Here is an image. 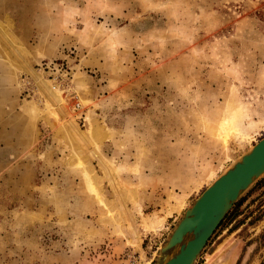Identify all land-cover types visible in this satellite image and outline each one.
<instances>
[{
  "label": "rangeland",
  "instance_id": "rangeland-1",
  "mask_svg": "<svg viewBox=\"0 0 264 264\" xmlns=\"http://www.w3.org/2000/svg\"><path fill=\"white\" fill-rule=\"evenodd\" d=\"M51 93L71 109L113 218ZM228 107L253 125L243 149L218 137ZM88 117L107 131L98 151ZM263 137L264 0H0V264H149ZM195 264H264V176Z\"/></svg>",
  "mask_w": 264,
  "mask_h": 264
},
{
  "label": "water",
  "instance_id": "water-1",
  "mask_svg": "<svg viewBox=\"0 0 264 264\" xmlns=\"http://www.w3.org/2000/svg\"><path fill=\"white\" fill-rule=\"evenodd\" d=\"M262 176L264 137L234 159L184 211L149 264H195L240 196Z\"/></svg>",
  "mask_w": 264,
  "mask_h": 264
},
{
  "label": "bare ground",
  "instance_id": "bare-ground-1",
  "mask_svg": "<svg viewBox=\"0 0 264 264\" xmlns=\"http://www.w3.org/2000/svg\"><path fill=\"white\" fill-rule=\"evenodd\" d=\"M45 87L49 92H51L52 88L46 83H45ZM59 93L61 94V92ZM51 97L53 99V102L55 101L56 103L55 106L56 111L54 112L55 118L58 122L63 123L62 128L66 135L65 140H67L72 145V151H74L73 154L75 156V159H77L78 161L76 163H78V165L80 164L83 166L82 173L86 178V181L88 183L89 188L91 189V192H93L98 197L99 202L107 209L106 213H108V217L113 218L116 209L113 204L114 202L110 200H106L104 198L101 199V197H99L98 190H100V182L93 176L94 173L92 174L93 171H91L89 163H87L86 159H84L85 157L83 158V152L84 150L86 151V149L88 148L87 145L85 144L83 136L79 134V131L77 130V125L75 123L74 117L71 116L72 113L70 114V110H71L70 107H68V104L66 103L64 97L55 93H51ZM226 111L227 113H225L226 114L225 117L223 118V120H221V123H219L218 125V131H217L218 137L222 140L224 145L230 141L231 142L233 141L235 144L234 146H236L238 149H243L246 146V144H248L249 142L248 141L249 131L252 129L253 125L250 126L248 125L246 127L242 125L240 111L238 109L234 110L233 108L228 107ZM245 129L248 130L246 131ZM83 133L86 134V136L88 135V137L92 139V143L97 151L99 150L102 142L107 136V131L100 125H96L89 117L87 120V130ZM90 145L92 144L90 143ZM229 160H231V157H229ZM157 220L158 219H156V221ZM151 223H152L151 225L150 224L148 225L146 223H144L143 225L147 229L148 227L152 229L153 227L156 226V222H151Z\"/></svg>",
  "mask_w": 264,
  "mask_h": 264
},
{
  "label": "built area",
  "instance_id": "built-area-1",
  "mask_svg": "<svg viewBox=\"0 0 264 264\" xmlns=\"http://www.w3.org/2000/svg\"><path fill=\"white\" fill-rule=\"evenodd\" d=\"M80 105L79 104H77V107H79Z\"/></svg>",
  "mask_w": 264,
  "mask_h": 264
}]
</instances>
